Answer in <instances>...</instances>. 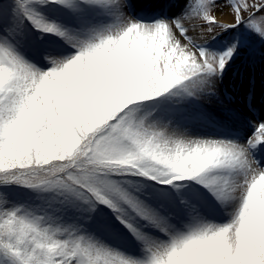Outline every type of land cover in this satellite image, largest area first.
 I'll use <instances>...</instances> for the list:
<instances>
[{"label": "snow or ice", "instance_id": "snow-or-ice-1", "mask_svg": "<svg viewBox=\"0 0 264 264\" xmlns=\"http://www.w3.org/2000/svg\"><path fill=\"white\" fill-rule=\"evenodd\" d=\"M0 264H264V0H0Z\"/></svg>", "mask_w": 264, "mask_h": 264}, {"label": "rangeland", "instance_id": "rangeland-1", "mask_svg": "<svg viewBox=\"0 0 264 264\" xmlns=\"http://www.w3.org/2000/svg\"><path fill=\"white\" fill-rule=\"evenodd\" d=\"M221 20H224L225 18L224 17H220ZM253 79L254 81L256 82V90H257V93L259 94L260 92V79H261V69L259 66H257V68L255 69L254 71V74H253ZM261 111L259 109V107L257 108V111L255 113V116L256 117H259L261 115Z\"/></svg>", "mask_w": 264, "mask_h": 264}]
</instances>
